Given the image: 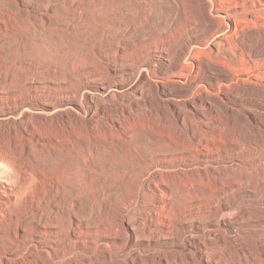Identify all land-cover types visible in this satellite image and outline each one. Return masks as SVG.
Returning a JSON list of instances; mask_svg holds the SVG:
<instances>
[{
    "label": "rangeland",
    "instance_id": "374dc122",
    "mask_svg": "<svg viewBox=\"0 0 264 264\" xmlns=\"http://www.w3.org/2000/svg\"><path fill=\"white\" fill-rule=\"evenodd\" d=\"M212 1L0 0V264H264V26Z\"/></svg>",
    "mask_w": 264,
    "mask_h": 264
},
{
    "label": "bare ground",
    "instance_id": "6f19581e",
    "mask_svg": "<svg viewBox=\"0 0 264 264\" xmlns=\"http://www.w3.org/2000/svg\"><path fill=\"white\" fill-rule=\"evenodd\" d=\"M200 1V3L204 6V8L206 9V11H207V13L209 14V15H211L210 13H211V9L213 8V1L212 0H199ZM236 7H237V14H236V16L234 17V22H235V28L236 29H238V24L240 25H242V26H244V24L245 25H247V26H252V28H253V26L255 25V26H257L256 24H255V22L257 23V22H259L262 26H264V0H236V5H235ZM245 27V29L244 30H246L247 28H246V26H244ZM248 27V28H249ZM261 27V26H260ZM243 28V27H242ZM257 28V27H256ZM262 28V27H261ZM241 29V28H240ZM264 29V28H263ZM239 30V29H238ZM243 30V29H242ZM236 31V30H235ZM238 33V32H237ZM218 37V36H217ZM216 37V39H221V36L219 37V38H217ZM225 37V36H224ZM221 42V41H220ZM219 42V43H220ZM261 52H263V51H261ZM259 55V54H258ZM263 57H264V55H263ZM259 58V57H258ZM244 60V59H243ZM243 60L241 61L240 60V63L241 62H243ZM259 61H261V60H259ZM258 61V62H259ZM238 62V61H237ZM245 62H247V61H245ZM256 62V61H255ZM257 62V63H258ZM262 62V61H261ZM250 64V63H249ZM248 64V65H249ZM239 67H240V73H242V72H247V71H251V69H253V66H248V67H246V66H243V64H240L239 65ZM238 67V68H239ZM184 70H186V69H184ZM191 70V69H190ZM254 70V69H253ZM188 71V70H187ZM186 71V72H187ZM239 71V70H238ZM185 72V71H184ZM259 72H261V71H259ZM180 74V73H179ZM178 74V75H179ZM182 74V73H181ZM264 77V73H258V74H255L254 75V78H260V79H262ZM243 79V78H242ZM240 80V79H239ZM246 80V79H245ZM248 80V79H247ZM239 82H241V81H239ZM242 82H244L243 80H242ZM17 116V115H16ZM205 125H206V123H205ZM69 130V129H68ZM203 132V131H202ZM207 133L205 132H203V133H198V134H195L194 133V135H195V137H189V139H190V144H189V147L188 148H186L188 151H191V153L193 152V153H197V152H199L202 148H206V147H208L209 145L207 144L208 143V141H209V139L207 138L208 136L206 135ZM209 134V133H208ZM19 135V134H18ZM21 135V134H20ZM13 136V138H14V136H15V134L14 135H12ZM22 136V135H21ZM21 136L19 137V136H17V137H19V139L21 140ZM187 136V135H186ZM188 137V136H187ZM30 138V137H29ZM69 138H70V140L68 141L69 142V146H70V150L71 151H73L74 150V144H73V141L76 139V135L73 133V136L71 135V136H69ZM28 139V138H27ZM26 139V140H27ZM31 139V138H30ZM29 139V140H30ZM188 139V140H189ZM12 140V139H11ZM10 140V141H11ZM37 140V139H36ZM9 141V140H8ZM9 141V142H10ZM14 142H17V141H19L18 139H16V137H15V140H13ZM23 141H25V140H23ZM22 141V142H23ZM28 141V140H27ZM27 141H25L26 143H27ZM30 141H32V140H30ZM29 141V142H30ZM234 141V140H233ZM13 142V143H14ZM29 142H28V144H29ZM211 142H213V141H211ZM1 143H3V142H1ZM20 143H21V141H20ZM31 143V142H30ZM36 143V142H35ZM39 143V142H38ZM37 143V144H38ZM44 143V142H43ZM5 144V143H4ZM8 144V143H7ZM33 144V143H32ZM210 144V143H209ZM212 144V143H211ZM2 145V144H1ZM36 145V144H35ZM39 145V144H38ZM4 146V145H3ZM11 146V145H10ZM41 146V145H40ZM39 146V147H40ZM9 147V146H8ZM212 148V147H211ZM69 150V151H70ZM68 151V150H67ZM172 152V151H171ZM174 152V151H173ZM200 153V152H199ZM0 166H1V168H2V164H5L6 163V165L8 166V169H9V171H14L15 172V177H12V178H8L9 179V181H7L6 183L8 184V185H10V184H12V185H16L17 183H18V179L20 178L21 179V177H24V179L27 177H25V176H21L19 173H17L16 172V169H14L15 168V165H14V162H12L11 161V159L9 158V160H7L6 158H5V156H2L1 154H0ZM195 156V155H194ZM73 174V173H72ZM21 177H20V176ZM41 175V174H40ZM45 175V174H44ZM1 176H4L5 177V174H4V171H3V169H0V177ZM29 176V175H28ZM42 176H43V173H42ZM46 176V175H45ZM42 179H43V177H41ZM4 179V178H3ZM19 179V180H20ZM23 179V180H24ZM29 179V178H28ZM28 179H27V181H28ZM31 179V178H30ZM39 180V178L38 177H36V180ZM41 179V180H42ZM5 180V179H4ZM37 180V181H38ZM44 180V179H43ZM22 181V180H21ZM46 181V180H45ZM41 182V181H40ZM23 183H25V182H23ZM22 183V184H23ZM42 189L44 188L45 189V187H46V184H45V182L44 181H42ZM41 184V183H40ZM19 185V184H18ZM18 185H16V186H18ZM21 185V184H20ZM19 185V186H20ZM28 184H25L24 185V187L25 186H27ZM7 186V185H6ZM24 187H21V190H19V191H22V190H24L25 188ZM28 188H30V187H28ZM40 188V187H39ZM55 189L57 188V189H59L58 188V186L57 187H54ZM20 189V188H19ZM41 189V188H40ZM12 190V189H11ZM39 190V189H38ZM48 190V189H47ZM47 190H45V191H47ZM51 189H49V191H50ZM15 191V190H14ZM18 190H17V192H19ZM41 192H42V190H40ZM55 190H52L51 192H54ZM1 192V191H0ZM2 193V197H0V200L1 199H3L4 198V200L3 201H0V220L1 221H3L4 219H5V217H7V215H8V213L6 212V211H8L9 212V209L7 210L6 209V207H8V206H10L11 208L14 206V204H15V201H14V199L16 198V197H18L19 195L18 194H12V192L10 193V191H8V190H6V191H2L1 192ZM20 193V192H19ZM14 195V196H13ZM32 196H34V194L32 195ZM31 196V197H32ZM13 197H15L14 199H13ZM40 197V196H39ZM33 198V197H32ZM38 199V198H37ZM33 200V199H32ZM32 200H30V201H32ZM40 200V199H39ZM34 201V200H33ZM19 202V201H18ZM30 203V202H29ZM16 205V204H15ZM4 222V221H3ZM60 244V243H59ZM56 247V246H55ZM54 247V248H55ZM48 252V254L47 255H50L51 254V252L48 250L47 251ZM55 252V251H54ZM57 254V253H56ZM68 254V253H67ZM71 254V253H70ZM52 255V254H51ZM32 256V255H31ZM40 256V255H39ZM53 256H55L54 254H53ZM59 255L57 254V257H58ZM62 256V255H61ZM68 256V255H67ZM66 256V257H67ZM71 256V255H70ZM69 256V257H70ZM76 256V255H75ZM51 257V256H50ZM64 257V256H63ZM66 257H64L65 259H66ZM68 257V258H69ZM71 257H73V256H71ZM60 258V257H59ZM19 259V258H18ZM58 259V258H57ZM64 260V259H63ZM55 261V260H54ZM63 262H60V261H55L54 262V264H62Z\"/></svg>",
    "mask_w": 264,
    "mask_h": 264
}]
</instances>
